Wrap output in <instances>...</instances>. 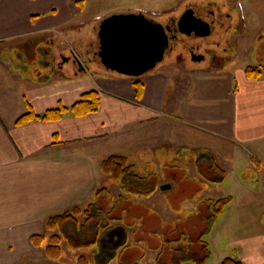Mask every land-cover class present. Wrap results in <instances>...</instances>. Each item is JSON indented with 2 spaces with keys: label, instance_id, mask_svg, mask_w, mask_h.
<instances>
[{
  "label": "crops",
  "instance_id": "1",
  "mask_svg": "<svg viewBox=\"0 0 264 264\" xmlns=\"http://www.w3.org/2000/svg\"><path fill=\"white\" fill-rule=\"evenodd\" d=\"M84 5L81 0H0V44L76 24L87 13ZM15 59L0 58V264H77L83 255L92 264H199L207 251L204 264L226 258L264 264V233L244 222L247 214L254 215L248 209L262 201L245 197L246 204L239 205L237 196L222 188L227 175L222 182L204 178L197 164L200 154L220 164L217 156L226 145L247 148L252 155V147L258 148L264 156V67L260 77L248 76L251 66L195 72L189 93L170 107L167 92L183 87L170 70L144 75L137 100L130 77L81 71L42 79ZM91 91L101 98L96 113L17 124L30 110L43 114L60 104L72 106ZM163 151L174 158L164 159ZM230 151L232 166L248 165L240 151ZM113 154L127 156L155 190L125 192L105 175L102 161ZM209 165L210 160L203 161V167ZM162 185L171 187L162 190ZM251 186L244 185L248 191ZM182 189L189 191V200L179 203ZM227 196L231 203L209 225L214 203ZM90 204H95L90 216L82 212L55 231L58 260L46 255L48 238L35 245L32 237L45 234L48 218ZM192 233L198 235L199 253Z\"/></svg>",
  "mask_w": 264,
  "mask_h": 264
},
{
  "label": "rangeland",
  "instance_id": "2",
  "mask_svg": "<svg viewBox=\"0 0 264 264\" xmlns=\"http://www.w3.org/2000/svg\"><path fill=\"white\" fill-rule=\"evenodd\" d=\"M87 6V13L82 15V18L74 21L76 24L69 23L56 31L41 33L29 38H19L0 44V58L3 60H14L17 55L19 59L17 65L22 69L31 68L34 76L38 75L39 78L46 79L51 73L52 79L65 77L68 74H75L82 72L90 73H103L107 70L100 64V58L97 56L98 49V23L106 17L118 13H147L148 17H160L163 22L169 17H180L183 15L189 5L203 6L201 8L215 9V14H209L207 25L204 28L203 34L198 35L199 38L187 39L186 45H198L197 53H204L207 60L204 62L183 63L177 66V56L181 54L188 56L186 49H182L178 44L177 50L171 53L164 63L158 68L153 69L147 74L159 72L161 70L172 71L177 75V82H180L183 87H177L168 91V99L170 100V107L177 104L181 98L189 93V84L192 81V74L195 72H213L224 67V70L237 72L245 67L251 66L260 69L264 67V0H81ZM211 4L213 7H211ZM84 5V7H86ZM214 12V11H213ZM260 17H255L256 13ZM155 13V14H154ZM227 14H231L228 17ZM100 19L98 20L97 18ZM253 17V20H252ZM241 20V29L235 32L238 25L237 22ZM82 21H88L83 24ZM245 25H243V23ZM84 25V29L80 27ZM244 26V27H243ZM238 27V26H237ZM227 30V31H226ZM242 30L245 32L244 35ZM240 35V36H239ZM263 36L259 40V37ZM14 51H18L17 53ZM43 51L44 54H41ZM218 55V60L212 63L213 55ZM177 55V56H176ZM24 57V58H23ZM190 58V55L188 56ZM258 58V59H257ZM263 63H260V60ZM226 61V62H225ZM227 62H230L226 65ZM259 67V68H258ZM42 71L38 73L36 70ZM50 73H49V72ZM68 71V72H65ZM108 73V72H107ZM110 74V73H109ZM113 74V73H111ZM146 74V75H147ZM195 78V75L193 76ZM143 82V77L131 78L132 84L134 80ZM174 82V81H173ZM144 84V82H143ZM134 88V85H133ZM145 88V87H144ZM135 92V88H134ZM144 92V90H143ZM143 96V93H142ZM136 97V93H135ZM141 100V98H137ZM226 145L223 149L219 150L217 161L226 170V180L222 188L225 194H232L237 196L239 205L244 203L245 197H251V200H260L262 203L255 204L254 207L248 209L254 217L246 215L244 222H252L260 233H264V209H259L261 205L264 207V156L258 153V148L252 147V152L257 159L254 161L255 156L245 150L247 148L237 147L234 145ZM251 149L249 144L246 146ZM240 151L239 158L241 161L245 160L247 166H232V153L230 150ZM161 156L171 160L174 157L165 155L161 152ZM237 156V154H236ZM127 157V156H126ZM129 159V158H128ZM130 161V160H129ZM131 162V161H130ZM243 163V162H242ZM133 164V163H132ZM238 164V163H237ZM135 165V164H134ZM136 166V165H135ZM234 168V170H232ZM163 167V174L166 173ZM137 170V169H136ZM178 175L182 174L181 168L176 170ZM208 174V173H207ZM252 184L255 186L250 187V191L244 187ZM176 198L179 203L185 199L189 200V191L182 189L179 191ZM247 198V200L249 199ZM189 203V202H186ZM193 214V213H192ZM197 214V212L195 213ZM188 219L185 222L186 229H189V211L185 212ZM202 215V214H201ZM193 248L195 252H200V243L197 241L198 235L192 233Z\"/></svg>",
  "mask_w": 264,
  "mask_h": 264
},
{
  "label": "trees",
  "instance_id": "3",
  "mask_svg": "<svg viewBox=\"0 0 264 264\" xmlns=\"http://www.w3.org/2000/svg\"><path fill=\"white\" fill-rule=\"evenodd\" d=\"M262 70L255 69L253 67L247 68V74L249 77H260ZM135 93L137 98L142 97L144 90V84L140 80H134L133 82ZM101 106L100 94L96 91H91L82 95L80 100L73 104L72 106H65L60 104L54 109L48 110L43 114H37L33 110H30L25 115L21 116L17 120L18 125H24L31 122H55L60 121L68 113L73 114L76 117H83L89 114H93L99 111ZM210 160L211 166L207 168L203 167V161ZM197 164L199 166V172L204 178L215 180V182H222L225 179V170L214 161L213 156H207L200 154L197 158ZM210 167V168H209ZM215 174V177L208 176V170ZM102 171L105 175L111 177L114 181L118 182L121 188L125 192H136L137 194H150L155 190V184L151 178H141L139 177L136 166L132 164L128 157L119 154H113L106 157L102 161ZM232 201L231 196H227L219 199L214 203L215 213L209 219V225L212 224L216 217L222 215L224 208L229 205ZM95 204H90L85 210L74 207L73 209L64 212L63 214L55 215L47 219L45 227V234L35 235L32 240L35 245L40 246L43 241L48 238L49 244L45 247V252L48 258L58 260L61 253V248L59 246V237L55 231L62 225H64L69 220L76 219V216L82 212L90 214L93 212L92 209ZM87 220L91 221V218ZM209 259V251L207 255L199 261V264H204L206 260ZM77 264H92L86 256H80L78 258ZM220 264H242L240 261H236L232 258L224 259Z\"/></svg>",
  "mask_w": 264,
  "mask_h": 264
},
{
  "label": "water",
  "instance_id": "4",
  "mask_svg": "<svg viewBox=\"0 0 264 264\" xmlns=\"http://www.w3.org/2000/svg\"><path fill=\"white\" fill-rule=\"evenodd\" d=\"M209 8L195 6L181 16L178 27L181 33L195 31L203 34L207 25L205 15ZM167 29L161 22L148 18L144 13H118L101 21L98 31L101 64L108 71L131 78L141 77L160 64L169 45ZM162 185L161 189H169Z\"/></svg>",
  "mask_w": 264,
  "mask_h": 264
},
{
  "label": "flooded vegetation",
  "instance_id": "5",
  "mask_svg": "<svg viewBox=\"0 0 264 264\" xmlns=\"http://www.w3.org/2000/svg\"><path fill=\"white\" fill-rule=\"evenodd\" d=\"M198 5V4H196ZM196 5H189L187 9H190V8H193L194 6ZM211 7H213L211 4H209ZM201 6V5H200ZM203 7V6H201ZM186 9V10H187ZM214 11V12H213ZM212 13L215 14V9L213 10H210L209 11V14L212 16ZM228 17H231V14H227ZM208 17L209 15H205V22L207 23L208 21ZM181 16L180 17H169L167 18V20H165L163 22V19H160V17H157V18H150V19H153L157 22H161L165 25V27H169V29H167L166 33H167V36L169 38V45L165 51V57H164V60L159 64L160 66L164 63V61L171 56V53H174L175 50H177V46L178 44H180V46L182 47V49H186V51L188 52V56L190 55V58L187 56H183L182 54L180 56H177L176 59H178V62L176 63L177 66L179 67H182L181 65L183 63H185L184 67H186L187 63H189V61L191 63H194V62H204L207 60V57L204 53H197V50L199 48L198 45H191L190 47H188L186 45V41L187 39H196V38H199L198 37V34L193 31L190 35H186V34H183L180 32L179 30V27H178V23H179V20H180ZM241 20H239L237 22V26L235 28V32H239V30L241 29ZM243 23V22H242ZM243 25H245V23H243ZM244 27V26H243ZM227 31V30H226ZM245 32L244 30H242V33ZM244 35V33H243ZM240 36V35H239ZM210 55H213L212 57V63L214 64L215 61H217L219 58H218V55L216 54H210ZM226 62V61H225ZM183 68V67H182Z\"/></svg>",
  "mask_w": 264,
  "mask_h": 264
}]
</instances>
